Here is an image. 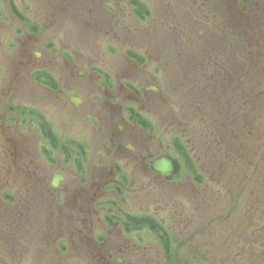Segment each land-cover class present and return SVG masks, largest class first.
I'll list each match as a JSON object with an SVG mask.
<instances>
[{
    "label": "flooded vegetation",
    "instance_id": "flooded-vegetation-1",
    "mask_svg": "<svg viewBox=\"0 0 264 264\" xmlns=\"http://www.w3.org/2000/svg\"><path fill=\"white\" fill-rule=\"evenodd\" d=\"M76 1L82 2L71 0L68 8ZM115 1L112 41L101 43L96 66L80 67L87 64L83 53L56 58L54 48L32 50L23 42L19 78L8 92L13 84L25 94L34 90L81 127L57 133L35 111L25 128L39 138L32 153L16 145L15 153L2 139L0 264L110 262L115 251L122 254L118 234L148 219L162 230L164 239H157L167 253L161 217L134 212L130 202L141 194L165 210L198 208L209 198L199 186L211 180L196 167L219 162L239 166L244 200H252L247 212L264 214V0H176L157 11L146 0ZM40 6L55 10L54 2ZM72 11L61 14L71 18ZM90 88L96 93L87 103L82 92ZM20 115L5 106L2 120L11 124ZM2 154L6 164L19 156L22 169L19 163L15 174H1ZM163 159L175 167L156 169ZM189 192L192 200H183ZM239 236L242 250L253 246L264 264V223L245 224Z\"/></svg>",
    "mask_w": 264,
    "mask_h": 264
},
{
    "label": "rangeland",
    "instance_id": "rangeland-1",
    "mask_svg": "<svg viewBox=\"0 0 264 264\" xmlns=\"http://www.w3.org/2000/svg\"><path fill=\"white\" fill-rule=\"evenodd\" d=\"M44 1L55 3L54 12L42 11L40 4ZM70 1L0 0V155L2 145H4L3 138H7L9 143L7 148L14 152L15 145L28 150L29 153L33 152L34 141L39 142V138H35V133L25 128L32 123L26 122L33 121L35 111L47 116L57 133L63 134L81 127L77 118L62 114L63 110L60 106L52 107V99H37L34 90L25 94L17 89L15 84H13L12 92L7 90V84L11 83L14 78H19L16 73L24 41L31 43L32 50L54 48L56 58H61L63 54H67V57L73 56L72 52L83 53L88 57L87 64L79 65L80 67L97 65L101 43L105 39L107 43L112 41H110L112 36L110 27L112 17L117 14L113 11L115 7H118L116 4L114 7L116 1L81 0L82 2L76 1L80 5L74 9L73 5L68 8ZM146 1L157 11L163 2L174 5L176 0ZM65 9L66 11L73 10L71 18L68 14H61ZM74 10L79 14L76 18H74ZM99 15H109V17L101 19ZM99 25L109 27V29L106 27L101 29ZM76 26L88 27L89 32L82 31L79 34L76 32ZM83 48L87 49L85 50L87 54ZM167 89L178 91L174 83L169 82ZM95 93L94 88H90L85 94L82 92V95L89 103L91 95ZM36 97H40V94ZM12 105L14 109L21 111V115L18 121L11 120L10 124L7 119L2 120V117L4 107ZM81 110L82 107H79L71 110L70 113ZM218 121L223 122L224 120L219 119ZM251 121L253 125L255 120ZM261 133L263 142L261 158L264 159V131ZM2 160L1 174H15L14 166L22 164L19 156L10 157L8 164L4 157ZM219 164L221 165L196 167L202 170L197 174H204L205 179L210 178L211 180L199 186L200 195L206 194L209 198L200 200L198 208L196 205L188 207L186 205L185 209L181 210L182 215L179 209L165 210L161 208V204L156 202L149 204L142 199L141 194L140 196L138 194L139 199L131 201L133 206L131 205L130 208L134 212H140L145 208L148 214L151 213L157 218L161 217L164 228L166 227L168 232L169 249L166 253L160 241L148 229H135L129 233L121 231L118 235L119 243L123 245V249L120 250L123 255L115 251L116 249L113 255L114 258L121 257L119 264H263L254 253L256 250L253 246L249 247L253 249V252L248 250L245 253L242 250L239 234L247 223L255 221L264 223V214L254 215L247 212V209L251 208L252 200L248 202L244 200L243 189H240L243 184L240 182L243 179V172L241 173L239 166L233 168L220 162ZM22 167L23 164L19 169ZM56 167L58 165L54 169ZM61 169L63 173L67 172L66 168L61 167ZM191 197L189 192L183 200H192ZM114 258L110 262L104 261L103 264H118L114 262ZM86 264L94 263L88 261Z\"/></svg>",
    "mask_w": 264,
    "mask_h": 264
},
{
    "label": "trees",
    "instance_id": "trees-1",
    "mask_svg": "<svg viewBox=\"0 0 264 264\" xmlns=\"http://www.w3.org/2000/svg\"><path fill=\"white\" fill-rule=\"evenodd\" d=\"M136 5H140L139 2L136 1ZM136 225H135V228H140V227H148V229H150L154 235H156V237H158V239H164L163 238V232L162 230L158 229V228H155L156 227V224L155 222L152 220V219H148V220H136ZM131 229L130 228H127L126 231L129 232Z\"/></svg>",
    "mask_w": 264,
    "mask_h": 264
},
{
    "label": "water",
    "instance_id": "water-1",
    "mask_svg": "<svg viewBox=\"0 0 264 264\" xmlns=\"http://www.w3.org/2000/svg\"><path fill=\"white\" fill-rule=\"evenodd\" d=\"M156 169H160L162 172L170 171L173 167V163L169 159H163L160 165L154 166Z\"/></svg>",
    "mask_w": 264,
    "mask_h": 264
}]
</instances>
